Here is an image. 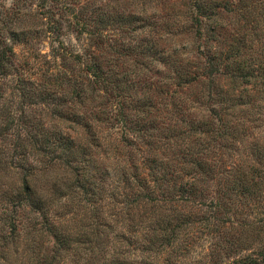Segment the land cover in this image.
<instances>
[{"label":"trees","instance_id":"obj_1","mask_svg":"<svg viewBox=\"0 0 264 264\" xmlns=\"http://www.w3.org/2000/svg\"><path fill=\"white\" fill-rule=\"evenodd\" d=\"M153 1L41 0L45 30L0 31V264H264L243 241L264 233V148L245 144L264 133V0ZM54 168L72 177L43 193Z\"/></svg>","mask_w":264,"mask_h":264},{"label":"rangeland","instance_id":"obj_2","mask_svg":"<svg viewBox=\"0 0 264 264\" xmlns=\"http://www.w3.org/2000/svg\"><path fill=\"white\" fill-rule=\"evenodd\" d=\"M17 1L18 5L20 6V15L22 16V22L19 20H15L13 16L8 15V11H11L13 13L12 10H10V7L12 6V4ZM103 3L107 2V0H101ZM153 2H155V4H148L146 6H148V14L149 15H153L156 14L158 16L159 14V6L161 4L160 0H154ZM39 5H41V0H0V15L6 19H10L12 23L9 22H5L3 21V23H0V31H2V33H5V40L7 42H9V45L11 44V41H8V33L11 32L13 29H20V28H26V29H34L36 30V27L39 25L41 26V28H43V30L46 29V23H47V15H46V10L42 9L40 10V8L38 7ZM132 7L135 8V4L134 3H130L127 4L126 3V10L132 9ZM43 13V15H39V13ZM8 15V16H7ZM71 15V14H70ZM65 20H71L73 23L76 22V19H71L70 17H65ZM62 36H60V41L63 43V45H65L67 48L72 49L74 52L76 53H81L83 48L85 47V41H79L76 39V35L75 33H73L72 31H68L67 29V24L64 23L62 25ZM35 33L33 34V36H31V39L29 41V46L31 45L33 47V51L34 52H40L41 54H49L50 51V46L52 44H54V46L57 45V43H53V39L54 36L53 35H49V34H42L37 36L34 39ZM27 48L23 47V46H15L14 47V52L16 53V58L15 60L21 64V61L19 60H23V55L26 54L27 52ZM152 73L149 76H152L156 71H158L157 69H161V67H157V66H153L152 68ZM163 71V70H162ZM167 73V72H166ZM10 80V79H9ZM15 80V79H14ZM157 79L154 78V81H156ZM13 83L12 79L10 84H7V86H11V84ZM225 82L221 81L218 83V85H224ZM156 87V86H155ZM157 88V87H156ZM163 89V88H162ZM164 90V89H163ZM172 91V89H171ZM156 100L159 99L158 96L155 98ZM42 107L39 106L38 109H36V113L40 112V111H46L45 109H41ZM193 116L198 119L199 115L198 114H193ZM258 132H262V129H255V131H252L251 135L247 138L246 143L245 144H250L254 141H256V139H258V144H260L261 148H264V133L258 134ZM52 175L50 174L49 177L43 181L40 182L39 186H43L42 192L45 193L50 187L51 184H53L55 181H53L54 178H61L58 181L62 184L65 179L70 180L71 179V175L70 174H66L63 173V169L62 168H54ZM98 172H102V169L99 168ZM1 184L8 186H12V180H1ZM0 184V186H1ZM211 188L209 189V194L211 196H213V187L215 186V184H211ZM13 187V186H12ZM262 198V204L264 206V195L261 196ZM71 204V205H70ZM83 202L82 201H78V199L74 200L73 202H69V206L71 207V213L68 215L67 219H69V229L71 230H76L77 226L74 225L73 223V218L76 217H81V215L83 214L82 208L81 206H83ZM72 218V219H71ZM251 219V218H250ZM24 224L26 226V229L24 230V237H23V243H25V234L31 229L30 224L34 221L32 219V215L26 214L24 216ZM81 226L79 225L78 227V231L80 230ZM31 237V236H30ZM26 238H29L26 237ZM45 239H43L44 241ZM243 241L245 242V248L249 249V250H254V249H258L260 248L261 245L264 244V233H256V232H247L244 236H243ZM212 242V241H210ZM216 243H220L221 241L218 239H215ZM46 243V240H45ZM42 243L39 241L37 244L38 248H43L45 249L46 246L45 244H43V247H41ZM201 244H203V249L205 250V248H207L208 246V242H202ZM201 249H198L197 253H200Z\"/></svg>","mask_w":264,"mask_h":264}]
</instances>
